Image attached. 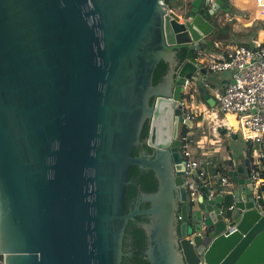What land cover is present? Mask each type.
Instances as JSON below:
<instances>
[{"label": "water", "instance_id": "95a60500", "mask_svg": "<svg viewBox=\"0 0 264 264\" xmlns=\"http://www.w3.org/2000/svg\"><path fill=\"white\" fill-rule=\"evenodd\" d=\"M230 10V0H193L182 16L163 0H0L4 264H121L138 215L148 264H264L249 158L227 171V192L208 200L201 187L191 204L177 140L193 129L179 105L186 80L216 105L195 53L228 40L218 20ZM146 122L152 154L134 157ZM132 167L152 171L157 189L127 213Z\"/></svg>", "mask_w": 264, "mask_h": 264}, {"label": "built area", "instance_id": "2783aa9c", "mask_svg": "<svg viewBox=\"0 0 264 264\" xmlns=\"http://www.w3.org/2000/svg\"><path fill=\"white\" fill-rule=\"evenodd\" d=\"M255 5L258 19L264 22V0H255ZM196 55L198 62L210 73L229 75L228 83L222 90L212 89L213 99L218 106L217 114L234 115L237 132L245 141L255 144L250 176L254 184V196L259 199L264 195L260 190L264 183V41L252 49L239 46L220 60L207 57L202 51H197ZM183 89L184 98L179 105L182 110H189L185 117L192 120L202 113L197 110L193 112L194 109H190L188 104L193 96H197V89L191 80L185 81ZM213 112L214 108H211V113ZM182 142L181 154L186 164L188 179V202L197 203L202 195L201 187L206 189L208 200L227 192L228 178L217 172L206 171L211 163L199 153L201 147H197L188 134L183 137ZM258 166H261L262 171L255 169ZM0 264H4L3 256H0Z\"/></svg>", "mask_w": 264, "mask_h": 264}, {"label": "crops", "instance_id": "0c3cea01", "mask_svg": "<svg viewBox=\"0 0 264 264\" xmlns=\"http://www.w3.org/2000/svg\"><path fill=\"white\" fill-rule=\"evenodd\" d=\"M192 0H187V2H190ZM231 4V10L230 13L227 15H224L219 18L218 20V26L222 29L223 27H226L228 30V40L226 41H218L214 44L213 48L218 49V52L214 53V56L212 54H206L207 57H214L217 60H220L224 58L228 53H231L234 49H236L239 46H245L247 48H254L257 45H260L264 41V22L258 19L257 15V8L255 5V0H230ZM178 16H182V13L173 12ZM222 77V86L219 88L217 86H213V81H211V87L210 91L214 93V89L220 91L222 90L226 84L228 83V73H222L220 74ZM213 89V90H212ZM208 107V106H207ZM209 111H211V108L208 107ZM202 112V109H200V113ZM224 115V114H223ZM202 116V113L200 114ZM231 116L234 118V122L232 123L228 117ZM216 120V117H214ZM222 120V119H220ZM223 122L228 126L230 129L234 128V124L237 132V125H236V119L235 116L232 114H225L223 118ZM221 130L219 129L220 134ZM224 133V131H223ZM193 132H189L188 135L192 138ZM236 134V135H237ZM232 138L233 135H231ZM241 136V135H240ZM242 141H240V145L236 146L235 153L237 154L236 158L234 159L232 155L230 156V153L228 152V149H225V153L222 155H215L213 149L211 146H209V151H200L199 153L202 154V157L205 158V160H209L211 162L210 166L206 169V171L212 172L216 171L219 173V169L224 164L227 166V171L229 169H235L236 167H242L244 165V159L248 158L246 155V147L248 145V142L245 141L241 136ZM234 141H236L234 139ZM212 159V160H211ZM229 161H231V166H229ZM219 189V187H218ZM229 198V197H228Z\"/></svg>", "mask_w": 264, "mask_h": 264}, {"label": "trees", "instance_id": "16d2710c", "mask_svg": "<svg viewBox=\"0 0 264 264\" xmlns=\"http://www.w3.org/2000/svg\"><path fill=\"white\" fill-rule=\"evenodd\" d=\"M175 1H181V0H175ZM163 2L169 10L175 12L174 10L175 6L173 5V0H163ZM189 4L190 2H187L185 6H189ZM166 71H167L166 65L163 62H160L154 71L153 85H156L160 82ZM198 98L201 99V97L199 96ZM206 106L208 105L206 104ZM186 132L188 131L184 130V134ZM224 132L226 133V131ZM148 133H149V124L148 122H146L141 131L140 141H142L144 138L146 139L148 137ZM254 148H255V144L248 142V145L246 147V155L249 158L250 163L252 161L251 160L252 152ZM136 154H137V150L133 152V156L135 157ZM229 166H231V161H229ZM226 167L227 166L224 164L219 169V173L225 177H227ZM212 172L216 173V171H212ZM128 180H129V185L126 194V208L127 205H129V202L135 197L136 194L138 193L151 194L154 193L157 189V181L154 177L153 172L149 170H143V169H139L138 167H132L128 173ZM140 221H143V223L148 222L146 217L142 219L140 218ZM122 243H123L122 245L123 257L121 264H148L144 254L147 245L145 233L141 225H139L134 220L128 221L125 227ZM127 246H130L134 250V253L131 254V256L128 258L124 255Z\"/></svg>", "mask_w": 264, "mask_h": 264}, {"label": "rangeland", "instance_id": "374dc122", "mask_svg": "<svg viewBox=\"0 0 264 264\" xmlns=\"http://www.w3.org/2000/svg\"><path fill=\"white\" fill-rule=\"evenodd\" d=\"M187 0H181V1H175L173 0V5L175 6L174 10L178 13H182L185 10V2ZM218 52V49L205 51L206 54H212L214 56V53ZM211 81H213V86H217L218 88L222 86V77L220 74L211 73ZM212 86V85H211ZM210 88H213L211 87ZM211 97H214V93L210 90L208 91ZM197 97V96H196ZM193 96V98L188 102L190 104V109L193 112L195 110L200 111L202 109V116L197 114V117L193 121L194 129L192 130V139L194 140L197 147H201L199 151H209V146L212 147L215 155H222L225 153V149H228V152L230 153V156L235 159L237 154L235 153L236 146L240 145V141H242L240 134L236 133V127L234 124V128H229L226 126V124L223 122L224 115L223 113H218V106L214 107V112L211 113L208 112L209 109L206 106V104L200 100L198 97L196 98ZM198 108V109H196ZM189 110L185 111V114L188 113ZM191 111V112H192ZM216 117V120L215 118ZM222 119V120H220ZM232 123H235L233 119H229ZM223 129L226 131V133L220 134L219 129ZM237 134V135H236ZM231 135H235L236 138H232ZM234 139L236 141H234ZM198 151V152H199ZM212 160V159H211ZM209 161V160H208ZM210 162V161H209ZM211 163V162H210ZM255 169H258L262 171L261 166L256 167Z\"/></svg>", "mask_w": 264, "mask_h": 264}, {"label": "flooded vegetation", "instance_id": "af4514ba", "mask_svg": "<svg viewBox=\"0 0 264 264\" xmlns=\"http://www.w3.org/2000/svg\"><path fill=\"white\" fill-rule=\"evenodd\" d=\"M193 1V0H192ZM191 2V1H190ZM188 6H186V8H187ZM197 52L195 53V57L197 58ZM166 74V73H165ZM164 74V75H165ZM163 75V76H164ZM183 95H184V93H183ZM199 95H198V93H197V97H198ZM196 97V98H197ZM184 98V97H183ZM200 100H202V99H200ZM204 102V101H203ZM205 103V102H204ZM206 104V103H205ZM182 115L183 116H187L186 114H185V110H182ZM195 120V118H193L192 119V122ZM194 125H195V123H194ZM193 125V126H194ZM193 129H194V127H193ZM192 129V130H193ZM184 130H187L186 128H183V129H181V130H179L178 129V136H177V140L180 142V146L181 147H183V142H182V139H183V137L186 135V134H188L189 132H191L192 130H187L188 132H186L185 134H184ZM148 138V137H147ZM147 138L145 139H143L142 141H140L141 142V144L139 145V147L136 149L137 150V154H136V156H138V155H142L143 157H148L149 155H151L152 154V149L151 148H149L148 146H147ZM135 151V150H134ZM182 152V151H181ZM182 155V154H181ZM184 160V159H183ZM144 170V169H143ZM141 194L142 193H138V194H136L135 195V197L129 202V205H127V208H126V210H127V213H131L132 211H134V209L135 208H139V210H146L147 208H148V204H146V203H143V202H141ZM186 199H187V196H186ZM187 201H188V199H187ZM191 204H193V203H191ZM145 217V216H144ZM142 215H138V216H135L134 218H133V220L135 221V222H137L139 225H141L142 226V224H144L143 223V221H140V218L142 219V218H144ZM133 220H131V221H133ZM137 220V221H136ZM122 245H123V243H122ZM125 253H124V255L128 258V257H130L131 256V254H133L134 253V250L130 247V246H127V248L125 249Z\"/></svg>", "mask_w": 264, "mask_h": 264}, {"label": "bare ground", "instance_id": "6f19581e", "mask_svg": "<svg viewBox=\"0 0 264 264\" xmlns=\"http://www.w3.org/2000/svg\"><path fill=\"white\" fill-rule=\"evenodd\" d=\"M228 119H233V120H234V118H233V117H231V116H229V117H228Z\"/></svg>", "mask_w": 264, "mask_h": 264}]
</instances>
